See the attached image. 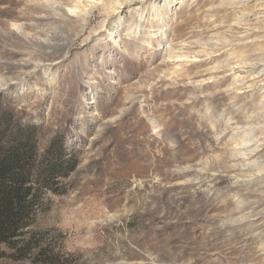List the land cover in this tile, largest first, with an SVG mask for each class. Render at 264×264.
Listing matches in <instances>:
<instances>
[{
	"label": "rangeland",
	"instance_id": "1",
	"mask_svg": "<svg viewBox=\"0 0 264 264\" xmlns=\"http://www.w3.org/2000/svg\"><path fill=\"white\" fill-rule=\"evenodd\" d=\"M236 3L0 0V121L73 165L0 264H264V8Z\"/></svg>",
	"mask_w": 264,
	"mask_h": 264
},
{
	"label": "trees",
	"instance_id": "2",
	"mask_svg": "<svg viewBox=\"0 0 264 264\" xmlns=\"http://www.w3.org/2000/svg\"><path fill=\"white\" fill-rule=\"evenodd\" d=\"M57 144L55 139L39 154L35 130L4 126L0 121V245L14 249V254L27 256L40 249L39 244L26 242L24 231L45 189L73 167ZM19 242H23V248L16 250ZM40 255L42 249L35 262Z\"/></svg>",
	"mask_w": 264,
	"mask_h": 264
},
{
	"label": "bare ground",
	"instance_id": "3",
	"mask_svg": "<svg viewBox=\"0 0 264 264\" xmlns=\"http://www.w3.org/2000/svg\"><path fill=\"white\" fill-rule=\"evenodd\" d=\"M254 2H255V5L256 6H259V7H261L260 9H263L264 8V0H254ZM236 4H240V0H238V3H236ZM116 5H121V2L120 1H117L116 2ZM75 7V6H74ZM133 23V22H132ZM133 25V24H132ZM134 26L136 27V28H139V26L137 25V23L136 24H134ZM247 64V62H242V63H239L238 65H246ZM262 135V134H261ZM264 139V138H263ZM261 141V140H260ZM254 142H256V140H254ZM253 142V143H254ZM258 148H260V144H258V145H256V147H255V149H251V147H247V145H246V147H241L239 150H238V152H237V154L238 155H241V156H245V157H247V158H252L253 156H255V151L258 149ZM248 209V208H247ZM242 211H244L243 209H241ZM248 211V210H247ZM241 211H239V213H240ZM252 213H251V211H249V212H247V214H243L239 219L240 220H248L250 217H253V215H251ZM238 219V220H239ZM225 224H222V226H224ZM261 243H260V245L262 246V247H264V238H261ZM151 264H156V261H155V263L153 262V263H151Z\"/></svg>",
	"mask_w": 264,
	"mask_h": 264
}]
</instances>
